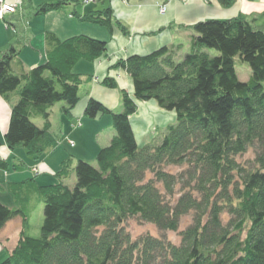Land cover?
<instances>
[{"label":"trees","instance_id":"trees-1","mask_svg":"<svg viewBox=\"0 0 264 264\" xmlns=\"http://www.w3.org/2000/svg\"><path fill=\"white\" fill-rule=\"evenodd\" d=\"M217 1L224 8L233 4ZM69 4H39L34 14ZM80 5L76 2L69 13L79 23L106 28L110 35L114 27L127 33L111 7L80 14ZM185 29L191 36L183 56L180 46H164L110 67L129 76L133 93L119 90L117 113L87 100L84 116L110 115L114 136L98 151L96 166L77 161L72 188L63 183L69 158L52 175L57 183L38 186L32 178L25 182V193L9 190L14 205L0 202V229L15 218L22 227L0 264H264V32L241 17L199 21ZM43 41L45 58L27 71L14 47L0 57V97L17 96L5 146L12 152L22 148L36 159L58 145L50 131V109L63 103L62 112L70 115L79 102L83 79L72 69L108 51L106 41L85 35L59 40L47 32ZM206 50L218 55L210 57ZM235 58L251 70L247 83L237 78ZM101 85L118 90L109 76ZM149 101L174 112L176 122L159 140L139 147L130 117L138 103ZM34 118L42 119L41 128ZM249 152L251 163L239 162ZM32 190L44 205L37 237L29 234L30 215L22 205ZM190 213L192 223L179 234V245L149 235L132 240L123 227L134 218L161 232H177Z\"/></svg>","mask_w":264,"mask_h":264},{"label":"crops","instance_id":"crops-1","mask_svg":"<svg viewBox=\"0 0 264 264\" xmlns=\"http://www.w3.org/2000/svg\"><path fill=\"white\" fill-rule=\"evenodd\" d=\"M5 1L14 4V2L17 0ZM47 1L49 3H55V1L52 0ZM36 4V6H38L40 3L38 2ZM162 4H166V10L164 14H159V7ZM30 5L33 6L32 3H30ZM84 5L86 6L81 8L80 14H85L94 10H101L106 6L111 7L116 19L126 28L127 33L124 34L120 29H118V27H114L113 33L110 35L107 32H102L101 30L92 28V24L86 23L84 24L91 26H86L83 29H79L80 24H77L76 20L71 18L70 15L69 18H67V20L64 22L62 19L64 17L63 14L59 16L60 19H57L58 22L56 24L54 23L53 25H46V22L51 14L48 15L46 20L43 22H41L40 19H32L30 27L28 21L25 20L26 16L21 14L8 16L9 18L6 17V19H8L7 23L9 24V28H6L5 25L7 24H5V20V23L2 21L0 22V32H3L4 26L6 30H12L10 31L12 32L13 36L18 35L17 30L19 26L22 25L21 27L23 29L21 28V32L23 34L20 33V35L22 39L23 37L26 39L25 46L31 49L32 45L34 46L32 55L24 54L29 56L26 58V60L23 59V62L22 60H19L25 71L40 64L45 58V45L43 36L47 32L53 33L59 40H65L73 36L86 34L89 37L106 41L108 44L106 57H102L93 63L85 61L87 64L82 66L85 67V72L81 74L79 73L81 70H76L78 65H80L79 63L82 61L78 62L72 69L73 73L80 75L83 79V83L80 86L79 91L80 99L70 115L63 113L62 108L64 106H60L58 117L60 119L61 126L59 128L64 133L63 135H59V140L56 138L58 145L55 149H59V146L63 141L68 145L65 139L73 141L71 138V133L73 132L70 134L66 133L69 131L70 127L73 131L78 129L76 126L77 121L80 122V127H84V125L87 124L90 126L92 125L91 119H88L84 116L85 105L89 98L97 100L112 111L120 109V96L118 90L108 89L101 85V81L106 76H111L114 78L119 89H124L130 95H132V81L123 70L118 69L108 72V68L111 67L113 63L116 62V60L127 58L132 55L143 56L164 46H180V56H183L188 51L189 40L191 36V31L189 29H185V27L191 26L199 21L209 19L227 20L241 17L244 20L250 22L256 29L264 32V0H233V4L228 8L220 6L217 0H185L183 2L179 0H144L141 2L135 0L129 2L126 0H108L103 5L94 2H89ZM60 11L61 10H59V12ZM73 20L74 22H71ZM159 30L161 31L159 32ZM11 38L12 37L9 34L4 35L2 44L0 45V53H3L2 50H4L6 47V44L3 45V42L7 39V43H11ZM16 101L17 97H11L9 101H5L0 97V155L2 157H7L10 152H12L9 151L5 146L4 135L8 128L11 108L16 103ZM137 107L136 115H133L131 119L133 122L132 126L134 129H136V131L138 130L142 143L147 144L153 136L150 133V129H152L151 125L154 124L157 116L159 119H161L162 115L165 113H161L162 111L160 112V109L153 101L139 103L137 104ZM105 117H107V115H98L93 120H98V122H100ZM107 123L111 127V130L107 131V137L104 139L103 144L106 145H100V147L98 146L92 148V152L90 154H93L94 152L96 154V152L103 148V146H107L114 136L112 124L109 123V120ZM160 125L164 126L165 124ZM53 135H56V133ZM21 149L22 148H18L13 151V154L16 157L14 161L10 160L7 165L0 164V170L7 173L5 177L7 190H11V188L24 189V187H27L25 182L29 181L30 179L34 178L36 180L37 177H41L40 175H49V172H57L59 170L57 166L61 161H56L55 158H52L53 154L56 152L55 149L48 151L39 159L27 155L25 150ZM75 154L78 156V158L87 157L90 155L88 153ZM59 158L63 159L64 155H60L58 159ZM69 158H72V156H69ZM93 159V155H90L89 160ZM26 165H30L32 170L37 169L39 174L35 177H30V169H28L29 174L24 171V167ZM73 165L74 164H72V166ZM10 167H12V174L8 172ZM49 182H51V180H49L48 183ZM48 183L47 185H49ZM1 185H3V183H1ZM0 188H2V186H0ZM6 204L7 206H13L14 203L12 198L11 201ZM21 227L22 223L20 218H15L7 222L4 227L0 229V260L5 257V251H9L15 246Z\"/></svg>","mask_w":264,"mask_h":264},{"label":"rangeland","instance_id":"rangeland-1","mask_svg":"<svg viewBox=\"0 0 264 264\" xmlns=\"http://www.w3.org/2000/svg\"><path fill=\"white\" fill-rule=\"evenodd\" d=\"M52 1L58 2V1H61V0H52ZM69 1H70L71 4L63 7L60 12L59 11H57V12L54 11L52 13L51 12L47 13L46 15L45 14L44 15H35L34 12L37 9V6H36L37 4L36 3H38V2L40 4L49 3L47 0H17V1L14 2V4L17 5L16 12L15 13H11V14L12 15L21 14L23 16H26L25 20L28 21L29 27H30V23H31L32 19H34V18L35 19H40L41 22H43V21L46 20L47 16L51 14L49 19L46 22V25L47 24L48 25H53L54 23L56 24L58 22L57 19H60L59 16H61V14H63L64 17L62 19L65 22L67 20V18H69V15H70L69 13L74 8L73 5H75L76 2H80V4H81L80 6H78L76 8V10L79 13H80L81 8L86 6V5H84L85 3H83L84 0H69ZM167 1H169V0H167ZM179 1L183 2L185 0H179ZM30 3H32L33 6H31ZM18 6L21 7L20 8L21 11H18ZM163 9H164V11L162 12ZM165 10H166V4H162L159 7V14H164ZM11 14H8L7 16L5 14H3L2 18L0 19V22L2 21L3 23H5V21H6V24H7V25H5L6 28H9V24L7 23L8 19H6V17L12 16ZM74 20H76V19H74ZM74 20L71 21V22H74ZM76 22H77V24H80L79 25V29H83L86 26H91V25H86V24H83V23H79L78 21H76ZM21 26H19V28L17 30V32H18L17 34L18 35H16V36L15 35L13 36V34L11 32L12 31L11 29H10L11 31L9 29L6 30V28H4V26H3V32H0V41H1L0 45L2 44L4 35L9 34L12 37L11 38L12 42L11 43H7V39H6L3 42V45L6 44V47L2 51L3 52L4 51H8L10 49V47H14L15 50L19 53L18 56H17V60H22V62H23V59L26 60V58L29 56V55L26 56L24 54H31L32 55L34 46L32 45V49L25 46V43H26L25 40L26 39H25V37H23V39H22L21 35H20V33H22L21 30L23 29ZM91 27L92 28H96L97 30H101L102 32H107L108 33V30L106 28L99 27L97 25H93ZM5 32H6V34H5ZM81 35L88 36L86 34H81ZM94 39H96V38H94ZM206 52L208 53V55L210 57H214V56L218 55V52L215 51V50H206ZM1 54L2 53H0V57H1ZM234 61H235V71H236V75H237V78H238L239 82L247 83L249 81L250 77H251V70H250L249 66L246 63H244V62H240L238 58H235ZM16 63L17 62L14 61L12 66H13L14 72L18 73L19 68L16 65ZM79 64L80 65H78L76 70L77 71L81 70L79 73L82 74L83 72H85V67H82V66L84 64H87V63L85 61H82ZM112 71H115V70H110V67H109L108 68V72H112ZM46 74H48V73H46ZM109 77H111V76H109ZM119 90L120 89L118 87V92H119ZM119 96H120V93H119ZM12 97L15 98L17 96L14 94ZM60 106H64V104L63 103H58V104L54 105V107H52L50 109V117H49V121L52 124V129H50V131H51L52 134L56 133V135H54V137L57 138L58 140H59V135L60 134L63 135V133H64L59 128L61 126V122H60V119L58 117V115H59L58 111H59ZM120 110H121V108L119 110L118 109L115 110L114 112L117 113ZM160 112L163 113V114L165 113V114L162 115L161 119H159L158 116H157L155 121H154V124L151 125L152 129H150V131H151L150 133L153 136H152V139L149 142L153 141L154 139L156 141L159 140L163 136L164 132L166 131V128L169 125L175 124V122H176L175 113L174 112H169V111H165V110H161V109H160ZM135 115H136V113H135ZM131 119H132V117H130V125L132 127V131L134 133V136H135V139H136V143L138 144L139 147H142L145 144L142 143V140L140 139V135H139L138 130L136 131V129L133 128V126H132L133 122L131 121ZM157 119H158V121H157ZM108 120H109V123L112 124V117L110 115H107V117L102 119L100 122H98V120L91 119V124L92 125L90 126L89 124H87V125H84V127H82V126L80 127V125H79L80 122L77 121L76 122V126L78 127V129L73 131L72 128L70 127L69 131L66 133V134H70L71 132H73V133H71V138L73 139V141L65 139L66 142L68 143V145L63 141L61 143V145L59 146L60 148L59 149H55L56 152L53 154L52 158H55L56 161L57 160L61 161L58 164V166H57L58 169L61 168V165H62L63 161H66L67 159H69V156H72L71 161H70V165H69V169H68V175H67V177L65 179H63V183L67 187L72 188L75 185V183H76L74 167H75V164L77 163L78 160L83 161V162H87V163L91 164L92 166H96L95 158H96V154L98 153V151L96 152V154H95V152L93 154H90V153L92 152V148L98 147V146L100 147V145H106V144H103L104 143V139H106V137H107V131L111 130V127L107 123ZM32 122L39 128H41L42 125H43V121H42L41 118H34V119H32ZM160 124H165V125L162 126ZM104 127H106V128H104ZM112 131H113V128H112ZM97 132H100V133H97ZM113 135H114V131H113ZM74 144H75V147H74ZM103 147H105V146H103ZM75 153H78V154L88 153L91 156L93 155L94 159L93 160H89L90 155L87 156V157L78 158V156ZM60 155H64V158L63 159L62 158L58 159V157ZM15 159H16V157L13 154V152H10V154L7 157H2L0 155V164H6L7 165L10 160L14 161ZM252 160H253V153L249 152L246 155H244L242 158H240L239 162H241L243 164H246V163H251ZM71 163L74 164V165L72 166ZM24 168H25L24 171H26L28 174H29V170L28 169H30V174H29L30 177H35L36 175L39 174V171L37 169L32 170V167L30 165H26ZM168 170L170 172H173L174 174L178 173V168H169ZM8 172L10 174L13 173L12 167H10ZM53 173H55V172H49L48 173L49 175H47V174L40 175L41 177L40 178L37 177L36 180H35V183L37 185H47L49 180H51V182L48 183L49 185L57 183L58 179L56 177L54 178L52 176ZM6 175H7V173L5 171L0 170V186H2V188H0V202L3 203L4 205H7L6 203H9L11 201V198H10L11 195L8 193L9 190H7V186L5 184ZM1 183H3V185H1ZM27 188H24V189L19 190V191L17 189L16 193H18V194H21L23 192L25 193ZM179 193H180L179 192V187H177L176 188V194H177L176 195V199L179 197ZM9 195H10V197H9ZM26 197H27V200L25 202H23L22 205L25 207L26 212H28L29 215H30V218H29V225H30L29 234L32 235V236L37 237V236L40 235V227H41V224H42V221H43L44 205H43V202H41V200L39 199L38 195L35 193L34 190L29 191L26 194ZM10 207H13V206H10ZM192 218H193V215L191 213L188 214L187 216H184L181 219V221H180V224H179L177 232H161L154 225L147 224V223H142V222H140V221H138L137 219H134V218L127 220L124 223L123 227L126 230V232L129 233V235H130L132 240L138 239V238H140L142 236L149 235V236L156 237V238L166 239L169 242H171L173 245H179V243H180V235L179 234L183 230H185L186 228H188L190 226V224L192 223ZM7 252L8 251H5L6 255H7ZM6 255H5V257H6Z\"/></svg>","mask_w":264,"mask_h":264},{"label":"built area","instance_id":"built-area-1","mask_svg":"<svg viewBox=\"0 0 264 264\" xmlns=\"http://www.w3.org/2000/svg\"><path fill=\"white\" fill-rule=\"evenodd\" d=\"M2 1H4V0H0V19L2 18L3 14H5L7 16L8 14L15 13L16 9H17V5L16 4L4 3ZM20 8L21 7L18 6V11H21ZM163 11H164V9L162 10V12Z\"/></svg>","mask_w":264,"mask_h":264},{"label":"bare ground","instance_id":"bare-ground-1","mask_svg":"<svg viewBox=\"0 0 264 264\" xmlns=\"http://www.w3.org/2000/svg\"><path fill=\"white\" fill-rule=\"evenodd\" d=\"M2 2H4V3H8V2H6L5 0H4V1H2Z\"/></svg>","mask_w":264,"mask_h":264}]
</instances>
